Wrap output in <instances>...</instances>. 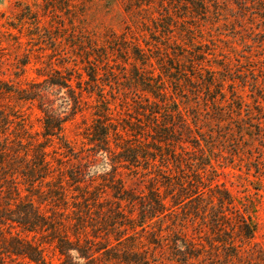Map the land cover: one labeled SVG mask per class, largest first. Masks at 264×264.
Returning <instances> with one entry per match:
<instances>
[{
  "label": "rangeland",
  "instance_id": "obj_1",
  "mask_svg": "<svg viewBox=\"0 0 264 264\" xmlns=\"http://www.w3.org/2000/svg\"><path fill=\"white\" fill-rule=\"evenodd\" d=\"M49 79H68L69 87ZM230 85L246 106L230 103ZM43 103L68 117L61 136L43 135ZM174 103L191 132L164 111ZM213 103L230 104L222 116ZM247 109L260 120L247 119ZM257 121L262 137L247 127ZM101 125L109 152L94 151ZM39 145L51 174L29 187L19 183V168L10 170L4 179L15 171L20 193L9 195L1 180L0 209L16 213L30 201L62 221L57 228L71 240L76 217L92 223L80 241L101 250L88 263L71 251L72 262L264 264V0H0V153L26 162ZM172 149L182 153L183 170ZM131 154L134 162L125 160ZM85 166L93 180L80 188L69 174ZM113 184L136 200L114 197ZM60 185L62 196L45 198ZM154 189L165 208L140 226L139 201ZM178 194L189 197L180 203ZM3 228L0 264H27L6 252L17 238L47 264L66 259L45 227L27 231L7 220Z\"/></svg>",
  "mask_w": 264,
  "mask_h": 264
},
{
  "label": "trees",
  "instance_id": "obj_2",
  "mask_svg": "<svg viewBox=\"0 0 264 264\" xmlns=\"http://www.w3.org/2000/svg\"><path fill=\"white\" fill-rule=\"evenodd\" d=\"M89 77L94 80L95 76L94 74L88 73ZM68 79L66 80H59V79H49V80H45L44 83H47L49 86H60V87H69V84L67 82ZM222 82H220L217 86L219 88V93L221 95V100L224 102L228 101L227 99H225V94L222 92ZM243 83H249L248 80H243ZM252 87H256L257 83L255 81V83H251ZM35 85H33L34 87ZM36 87V86H35ZM71 90V89H70ZM230 100H232L230 103L233 105L235 104V106L237 108H242L243 104V100H242V96L241 95H237L238 92L236 90H234V86L230 85ZM28 96V95H27ZM71 99L73 100V103L76 102V99L73 97V95H71ZM23 97H26V95H24ZM27 98H31V97H27ZM32 99V98H31ZM257 103V101H255ZM229 103V104H230ZM214 104V108H215V112L218 115H224V108H226L227 106H229V104L227 105H218V104ZM177 104L174 103V109H169L168 106H165V110L166 112H173L171 113L172 115H175L176 117H178L179 121H180V125L179 128L181 129V131L184 130H188L189 132H191L190 129V125L189 123L186 121V119L182 116L181 111L178 109V105L175 106ZM41 111L44 113V116L42 117V126H43V135L44 136H61V132L63 130V125L64 122H66V120H68V117L61 115L60 113L57 112V110L54 107H51L52 105H45L44 107V103L43 105H39ZM259 104L255 105L253 109L257 110L259 112ZM217 110V111H216ZM156 113L158 111H155ZM234 111H230L228 112V114H233ZM240 115V114H238ZM247 119L253 120H260L259 117H256L254 115L253 112L249 111V109H247ZM232 119V117H230ZM176 123H171L170 129H174ZM248 129H252L255 128L256 131H258L257 135H259L260 137H262V128H261V124L260 121H257L256 123H254L253 125L250 124L247 126ZM169 129V128H168ZM180 131V130H179ZM174 133V132H173ZM109 129L103 125H101L100 127L97 126V128L95 129V138L99 141V143H97L95 145L94 151L98 152L99 150H102L104 152H109L107 150V147H105V145L108 143V138H109ZM160 140V139H159ZM164 141V139H163ZM20 146V144H19ZM197 146V145H196ZM181 148V147H180ZM6 149V148H5ZM172 156L173 158H175L176 164H177V168L181 169V165L183 164L182 161V153H175V150L172 149ZM26 155V153H25ZM131 156V157H130ZM137 154H131L129 156H127L129 162H134L136 159ZM5 157V151H3L2 153H0V182H8L10 183V185H8V189H7V193L9 195H11L13 192L16 195H19L20 191H19V186L18 184H24V185H28L29 187H34L36 183H42L44 182V180L51 174V168H50V162L46 160V153L44 151V147L42 145H39L38 150L35 152L34 154V158L33 160H28V161H21V159H19L17 156L15 157V160L12 158L5 161L6 159ZM16 159H18L16 161ZM26 165H25V164ZM26 167V169H22L23 165ZM84 165V164H81ZM13 166V167H11ZM168 167V166H166ZM17 168H19V170L17 171L21 176V178L23 179V182L20 181L19 183L15 182L14 180H16V177L13 174H16V172L12 171L10 173V178L8 179H4L6 178V174L10 171V170H16ZM183 170V169H181ZM116 171V169L114 170V172ZM70 173V172H69ZM114 175V173H113ZM115 176V175H114ZM114 176H112V178H114ZM111 177V176H110ZM69 178L72 181L73 184H77V186H79L81 188V183H85V184H91L92 183V176L89 174L88 172V168L87 166H85V169L81 168L79 170H76L73 172H71L69 174ZM2 180V181H1ZM90 181V182H88ZM186 182V181H185ZM46 185H49V182L47 181V183H45ZM180 185H184V183H180ZM62 185L58 186L57 190H51L49 192H47L45 194V198H49V199H55L57 198V196H59V194H61L62 196V191H58L59 189L61 190ZM78 187V188H79ZM2 188V186H1ZM113 188H115L116 192L114 193V197L118 198L119 200H126V201H131L134 202L136 199H134L133 196L130 195L129 191H127L126 189H122L121 186H116L113 184ZM155 190V189H154ZM10 191V192H9ZM95 191L91 192V196H93L95 199L99 198V195H92L94 194ZM152 197L150 198V201H139L140 203V208H139V212H138V222L140 226H143L148 219L154 218L155 216H158L162 210L165 208V205L162 201V199L159 197V194H157V191H151ZM201 195V194H199ZM60 196V197H61ZM96 196V197H95ZM178 196H182L181 194H178ZM59 197V198H60ZM189 196H185L183 197V199H181L180 203L183 202L184 200H186ZM84 198V197H82ZM58 199V198H57ZM88 199H85V201L83 202L84 204V209L82 210V212L84 213V220L85 218H88L90 215V204L86 201ZM7 205L10 204L9 201H7L6 203ZM14 210L11 209L10 207L7 208H1L0 209V234H2L3 231V226H4V221L7 222V220H11L13 222H17L19 225H22L24 230L27 231H36L39 228H46L48 230H51L53 232V234H57L56 237L58 238V243L56 245V248L60 251V253L62 255H65V260L61 263V264H79L77 262H72L73 258L70 255V252L73 251L76 253L75 258L76 259H85L88 261H91L95 258V254L99 252V250H101V247H97V243H94L93 240L89 239L88 237H85L83 239V242H81L80 240V231H85L87 226H93L92 223L88 224V225H84L82 223V217H76L77 223L74 224V237L75 240H71V238L68 235H64L61 233V230L59 231L57 228V225H62V221H57L56 219H50V217H46L44 215H42L37 207L34 206V204L30 201H28L25 204L22 205H18L17 206V217L14 218L13 216H10L11 213ZM14 213V214H16ZM63 215V214H62ZM61 215V216H62ZM10 216V217H9ZM56 220V221H55ZM246 230L249 233V227L248 225L245 226ZM251 232L253 231V229L250 230ZM17 243L19 244L17 247L12 249H8L6 250V252L8 254H14L16 256H20L22 259L26 260L27 264H47L42 252L34 247L31 243H28L25 240H21L20 238H17ZM101 245V244H100ZM105 247L106 246H102ZM3 258L0 257V262H2ZM186 260V259H185ZM2 264V263H1Z\"/></svg>",
  "mask_w": 264,
  "mask_h": 264
}]
</instances>
